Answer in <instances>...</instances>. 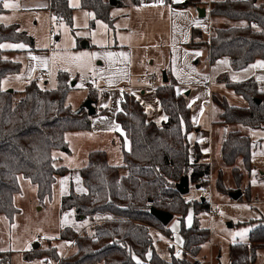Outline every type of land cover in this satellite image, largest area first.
I'll use <instances>...</instances> for the list:
<instances>
[{
  "label": "trees",
  "instance_id": "obj_1",
  "mask_svg": "<svg viewBox=\"0 0 264 264\" xmlns=\"http://www.w3.org/2000/svg\"><path fill=\"white\" fill-rule=\"evenodd\" d=\"M199 3V0H185L175 6L197 8ZM123 5L121 0H81L80 9L94 14L90 26L103 21L114 27L111 10ZM49 8L57 20L73 26L74 8L69 0H50ZM3 11L0 3V13ZM211 17V38L201 29L193 28L190 48L206 47L211 62L227 56L236 70L258 58L264 59V4L257 0L214 1ZM219 18L242 23L216 25ZM3 42L33 45L34 40L17 24H0V45ZM8 51L0 47V214L13 219L18 212L14 200L20 191L19 175L23 174L37 186L40 198L49 196L57 177L69 171L66 166L55 165L54 151L69 152L66 132L89 129L95 114L89 115L85 107L74 110L67 104L70 85L65 72L58 74L56 89L42 88L36 79L20 93L3 89V80L8 75L19 74L22 67L20 61L4 57ZM219 80L227 82L248 103L233 104L226 97L213 94V102L221 108L220 122L264 127V90L259 89L257 82L229 83L227 75ZM175 85L170 79L155 90L168 116L162 124L149 120L142 103L132 93H125L122 110L116 116L130 141V150H123V165H111L105 150L91 151L87 165L80 170L86 191L76 194L72 189L61 203L62 210L73 209L81 220L100 213L111 216L95 223L92 234H79L70 226L64 228L60 239L73 242L75 251L66 256L58 254L57 264H202L191 257H197L210 241V230L202 227L199 219L208 202L205 197L199 201L187 200L177 184L189 176L190 184L203 188L208 184L210 164L203 160L199 143L193 146L189 140V134L198 126L192 120L187 96L177 93ZM89 98L96 102L98 94L90 89ZM252 149L250 136L239 130L230 131L223 142L222 160L233 166L239 184L243 173L235 163L241 158L244 168L250 170ZM122 169L126 174L121 173ZM217 186L226 189L221 172ZM191 205L195 218L191 226H186L185 216ZM152 207L179 215L185 249L181 256L176 255L174 246L170 260L155 249L147 256L153 248L150 227L157 225L167 236L171 234L170 228L152 215ZM255 222L258 224L252 228L248 243L230 246L232 264H251L256 251L264 248V218L250 223ZM50 251L51 247L32 249L25 257L32 260L50 255ZM7 254L2 258L10 264L11 254Z\"/></svg>",
  "mask_w": 264,
  "mask_h": 264
},
{
  "label": "crops",
  "instance_id": "obj_2",
  "mask_svg": "<svg viewBox=\"0 0 264 264\" xmlns=\"http://www.w3.org/2000/svg\"><path fill=\"white\" fill-rule=\"evenodd\" d=\"M121 1L124 3L122 7L111 10V14L115 18L114 27H110L103 21H96L95 27H92L89 22L94 14L89 11H87L88 14L81 12L83 11L80 9L81 2L78 6H72L69 0V4L74 8L73 24L75 13L78 12L80 16L82 15L85 27L88 26L89 29H94L101 24L107 27V30H105V36L107 37L109 35L116 36L118 31L121 30L131 34L129 41H121L119 45L117 43L98 44L92 38L91 40L78 38L77 43L73 45L74 50L92 49V54L89 56L93 60H99L95 67L96 80L94 83L89 81V77H85L86 79L81 83L79 73L64 64L62 59L65 52H60L63 56L62 62H58L55 68L53 48L47 50L36 49L35 47H28L27 44L23 48H7L11 50L8 53L21 56L16 59L22 64L20 73L16 75V83L23 86L21 90H24L32 80L36 79L39 86L56 89L58 87V74L65 72L70 85L67 99L72 91L84 93L81 103L74 110L82 109L84 106L82 102L89 99V90H94L98 94V99L96 102L94 100L96 113L91 118V126L86 130H73L86 131V134L80 132L73 134L74 144L66 139L65 134L70 149L67 154L72 155L79 148L84 147L85 140H82V138H85V135L90 141L98 143L97 138H102L105 141L107 136L114 134L120 136L123 159V150H130V141L116 116L122 110L125 93H132L142 103L149 120L162 124L167 121L168 116L162 108L155 90L158 86L166 83L163 80V72H166L168 81L172 79L176 82L177 93H184L187 96L188 104L192 110V120L198 126L197 130L189 134L191 144L199 143L203 152V160L213 165L218 156L222 158V145L228 133L233 130H239L242 133L239 127L241 124L220 122L221 108L213 102V94L216 93L219 96L226 97L233 104L241 106L248 104L242 96L228 87L227 82L220 81L219 78L227 75L229 83H245L254 80L257 82L259 89L264 90V67H253V65L264 62V59L258 58L246 67L236 70L232 67L227 56L211 62L206 47L190 48L188 46L193 39V28L201 29L206 37L211 38L213 27L212 2L222 0H199L201 3L197 8L193 6L186 8L175 6L185 0H163L162 3L161 0H140L137 4H134L131 0ZM49 6L50 0H24V2H21L20 11L45 9L50 16L54 17ZM200 7L206 9L205 17H200L198 10ZM11 10L5 9L1 13L10 12ZM84 18H86V21ZM118 23H121V27L118 26ZM160 26H163L162 32L159 30ZM133 27H136L138 34L132 29ZM165 33L169 34L168 40L164 36ZM33 40L35 42L34 38ZM83 40H86L85 43L83 42L84 46ZM140 50L144 54L139 61V58H136V52ZM151 50L157 51L156 56L160 66L157 70H152L148 66L150 58L153 59L152 64L156 63V58H153L150 54ZM110 53L112 55H109ZM34 57L38 59H34ZM151 76L156 77L154 82L151 81ZM68 105L71 107L70 104ZM71 108L73 109V107ZM163 117H167V119H163ZM93 150H105L110 163L108 148L105 146L87 149L85 153L87 161L89 153ZM121 165H123V162ZM86 229L92 231L91 228L87 227ZM66 242L70 247L65 252H61L58 245L51 244L48 248L57 246L61 256H66L75 251L73 242ZM150 256L148 255V257ZM209 261L214 264V262L212 263V256L209 257ZM53 264L57 263L54 262Z\"/></svg>",
  "mask_w": 264,
  "mask_h": 264
},
{
  "label": "rangeland",
  "instance_id": "obj_3",
  "mask_svg": "<svg viewBox=\"0 0 264 264\" xmlns=\"http://www.w3.org/2000/svg\"><path fill=\"white\" fill-rule=\"evenodd\" d=\"M12 2L17 3L19 7L11 8L10 12L0 13V24H18L21 30L26 31L29 36L35 39L33 45L27 43H23V45L27 44L28 47H35L36 49L47 50L53 48L54 67L56 68L58 62L61 63L64 60L65 65L79 73L81 83L88 77L90 78L89 81L94 83L96 80L95 67L99 63V60H93L89 56L92 54V49L83 48L74 50L73 45L77 43L78 38L87 40H91L92 38L98 44L117 43L119 45L121 41H129L131 35L121 30L118 31L116 36L109 35L107 37L105 36L107 27L102 24L94 29H89L88 26L85 27L82 15L80 16L78 12L75 13L73 26H69L64 21H59L55 17L50 16L45 9L20 11L21 2H24V0H12ZM70 2L72 6H78L81 0H70ZM257 2L264 4V0H257ZM81 12L88 14L85 10ZM84 19L86 21V18ZM241 23L240 21L225 18H219L216 21V25L220 26H233ZM118 26L121 27V23H118ZM132 29L138 34L136 27ZM159 30L162 32L163 26H160ZM164 36L168 40L169 34L165 33ZM83 42H86V40H83ZM19 44L22 43L3 42L1 45ZM2 48L10 51L7 48L17 47ZM61 51L65 52L64 57L61 55ZM6 53L4 54L5 58L15 61H18L16 59L21 57L16 54ZM81 53L88 55L81 56ZM136 53V58H139L140 61L144 52L140 50ZM156 53L157 51H150L152 57L156 58L155 64H152V58L149 59L148 66L152 70H157L160 67ZM2 88L8 90L17 89L20 93L23 86L18 85L16 83V75L11 74L3 80ZM83 94L79 91H72L67 99L68 104L73 109H77L81 103ZM85 101L86 99L82 102L83 105ZM239 127L244 135L251 137L253 143L251 169L247 170L244 168L241 158L235 163L243 173L241 184L238 183L233 173V166L226 165L222 158L218 156L215 163L210 165V174L207 178L208 184L203 188H197L195 184L191 183L190 191L185 194L187 200L199 201L200 197H205L208 202L207 211H203L199 215V219L202 227L209 228L210 241L203 246L197 257H191L192 259L201 260L203 264H210L209 257L211 256L212 263L214 262V264H232L230 260V246L235 243H248L250 241V232L257 223L250 222L264 218V127L251 128L241 125ZM78 132L86 134V131H68L66 139L71 144H74L72 139L73 134ZM83 139L85 140L84 147L82 149L79 148L72 155L62 150L54 151L55 165L58 167L67 166L69 167V171L57 177L53 191L49 196L40 198L37 186L23 174L19 175L20 191L15 195L14 200L18 212L13 216V219L0 214V261L2 259V264H7L4 258H2L8 255L7 253L11 254L10 264L57 263L56 257L58 254L61 255V252L67 251L70 247L66 241L59 238L64 228L70 226L79 232V234H92L90 229H86L87 227L93 229L95 223L111 216L108 213H100L94 217L81 220L73 209L62 210L61 208L63 197L69 194L72 189L76 194H82L86 191L80 170L81 167L87 164L85 154L87 149L105 146L108 148L110 164L118 166L123 162L120 136L109 135L105 138V141L102 138H97L98 143L90 141L86 135ZM192 145L194 146V144ZM220 172L222 173L226 189H221V187L217 186ZM121 173L126 174V171L122 169ZM237 190H241L243 194L241 199L234 200L230 194ZM208 200H211L212 208ZM194 218V208L191 205L185 216V225L191 226ZM166 227H169L171 230L170 236H167L157 225L150 227L153 248L150 249L147 256L151 255L153 249H155L164 259L170 260L172 257L171 247L174 246L176 252L178 247L182 245L183 237L180 233L181 220L179 219V215L175 214ZM237 233H243V235H237ZM37 242H39L38 248L42 249H47L51 244L58 245L61 252L57 250V246L51 247L50 255L44 254L40 258L27 260L25 253L34 249L33 245H36ZM251 264H264V248L256 251L255 260Z\"/></svg>",
  "mask_w": 264,
  "mask_h": 264
},
{
  "label": "water",
  "instance_id": "obj_4",
  "mask_svg": "<svg viewBox=\"0 0 264 264\" xmlns=\"http://www.w3.org/2000/svg\"><path fill=\"white\" fill-rule=\"evenodd\" d=\"M199 15L200 17H205L206 14V9L203 7H200L199 9ZM85 43V42H84ZM83 43V46L85 45ZM163 80L164 82L168 81V77H167V73L163 72ZM73 85V83H72ZM9 91H13V89H9ZM258 103L261 102V100H257ZM87 110L89 115H94L96 113V109L94 106V100L89 98L85 101L84 106ZM197 188H200L199 186H196ZM177 189L182 193V194H187L190 191V180H189V176H185L181 179V181L177 184ZM242 191L241 190H237L234 192H231V198L234 200H239L242 197ZM204 200V198H203ZM151 213L153 216H155L157 219H159L163 225L167 226L169 224V222L173 219L174 214H172L171 212L165 211V210H161L155 207L151 208ZM39 247V242H37L36 245H33V248L36 249Z\"/></svg>",
  "mask_w": 264,
  "mask_h": 264
},
{
  "label": "snow or ice",
  "instance_id": "obj_5",
  "mask_svg": "<svg viewBox=\"0 0 264 264\" xmlns=\"http://www.w3.org/2000/svg\"><path fill=\"white\" fill-rule=\"evenodd\" d=\"M163 2V0H161V3ZM0 3H2L3 8L5 9H11V8H16L19 7V5L17 3L12 2V0H0ZM76 6V5H74ZM0 47H20L23 48L24 45L23 44H19V45H0ZM88 55L86 53H81V56H85ZM109 55H112L111 53ZM34 59H38L35 58ZM264 67V62H261L259 65H253V67ZM163 119H167V117H163ZM237 235H243V233H237Z\"/></svg>",
  "mask_w": 264,
  "mask_h": 264
},
{
  "label": "built area",
  "instance_id": "obj_6",
  "mask_svg": "<svg viewBox=\"0 0 264 264\" xmlns=\"http://www.w3.org/2000/svg\"><path fill=\"white\" fill-rule=\"evenodd\" d=\"M155 79H156L155 76H151V81H152V82H154ZM152 86H154V85H152ZM208 201H210V206H211V208H212L213 205H212L211 200H208ZM184 251H185V249H184V247L181 245V246L178 247V249H177V251H176V255H177V256H181V255L184 253ZM202 264H203V263H202ZM210 264H211V263H210Z\"/></svg>",
  "mask_w": 264,
  "mask_h": 264
}]
</instances>
